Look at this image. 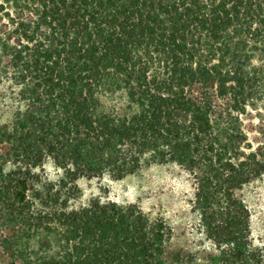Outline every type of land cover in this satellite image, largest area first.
<instances>
[{
    "label": "trees",
    "instance_id": "16d2710c",
    "mask_svg": "<svg viewBox=\"0 0 264 264\" xmlns=\"http://www.w3.org/2000/svg\"><path fill=\"white\" fill-rule=\"evenodd\" d=\"M0 66L14 86L0 125L10 264H176L164 221L114 201L72 208L64 193L152 164L193 177L210 264H264L237 196L264 179L243 120L264 89V0H0ZM48 161L58 188L41 187Z\"/></svg>",
    "mask_w": 264,
    "mask_h": 264
},
{
    "label": "rangeland",
    "instance_id": "374dc122",
    "mask_svg": "<svg viewBox=\"0 0 264 264\" xmlns=\"http://www.w3.org/2000/svg\"><path fill=\"white\" fill-rule=\"evenodd\" d=\"M259 65L260 64H256ZM10 70L0 66V125L7 123L14 113L13 84ZM109 105L120 104L113 98ZM244 127L253 147L264 143V89L249 102L243 116ZM42 186L63 185L64 171L48 161L37 171ZM71 195L70 207L79 208L91 201H114L118 204L137 205L151 220H161L169 230L167 247L173 256H179L176 264H210L209 257L216 248L201 224V217L194 208L195 181L182 167L177 165L152 164L136 174L122 180L109 176L80 178ZM251 213L252 238L256 245L264 242V179L254 181L237 192ZM0 263L10 264V259L0 248ZM174 264V263H172Z\"/></svg>",
    "mask_w": 264,
    "mask_h": 264
}]
</instances>
